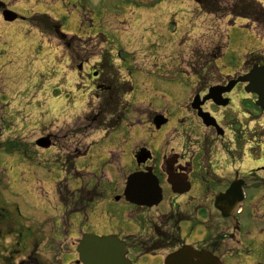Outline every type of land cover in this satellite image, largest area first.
I'll return each instance as SVG.
<instances>
[{
  "label": "rangeland",
  "instance_id": "rangeland-1",
  "mask_svg": "<svg viewBox=\"0 0 264 264\" xmlns=\"http://www.w3.org/2000/svg\"><path fill=\"white\" fill-rule=\"evenodd\" d=\"M51 1L2 0L24 21L5 23L0 15V214L22 236L25 251L39 233L61 232L63 211L55 187L62 180L66 184L71 174L66 175L61 160L57 162L55 157V152L63 157L66 145H60V135L84 131L76 135L77 142L92 149L77 166L91 174H105L101 185L104 202L94 204L89 220L80 214L70 217V239L80 232L104 236L112 231L122 238L139 235L144 221L157 216L156 220H161V215L178 209L179 201L166 195L158 208L140 211L124 200L116 201L113 156L121 160L122 175H128L133 169L132 150L137 146H146L157 159L169 147L180 153V132L183 137L188 130L209 131L191 109L193 97L202 92L192 74L207 76L214 87L217 81L248 72L251 61L260 59L264 65L263 28L231 17L227 10L214 16L204 14L194 0H89L91 6H78L74 0L75 6H37L54 5ZM237 1L222 0L220 6L224 9ZM256 1L264 6V0ZM38 14L62 20L64 31L75 35H69L73 44L80 50L85 47L83 55L91 59L83 72L77 70L81 59L73 57L71 65L66 47L45 27L36 25ZM103 51L121 67L122 78L134 85L132 94L122 98L123 105L118 108L127 114L123 124L110 133L100 129L116 124L119 117L88 115L99 99L86 73L103 72L96 68ZM216 51L222 56L214 64L212 54ZM106 68L110 70L108 65ZM242 90L229 95L234 102L229 108L207 105L205 110L219 119L228 114L242 118L246 112L260 116L251 105L256 96ZM152 110L169 118L158 131L146 123H152ZM46 134L58 139L61 148L41 150L31 145ZM106 172L113 176L109 179ZM69 183L71 187L78 184Z\"/></svg>",
  "mask_w": 264,
  "mask_h": 264
},
{
  "label": "flooded vegetation",
  "instance_id": "flooded-vegetation-1",
  "mask_svg": "<svg viewBox=\"0 0 264 264\" xmlns=\"http://www.w3.org/2000/svg\"><path fill=\"white\" fill-rule=\"evenodd\" d=\"M73 1L52 0L54 5L41 3L37 6H75ZM88 1L78 0V6H91ZM37 16V25L53 33L61 46L66 47L70 64L74 63L72 59H81L77 67L80 71L90 64V56L83 55L85 47L80 50L78 45L73 44L74 38H69L70 34L64 31L62 20L48 15ZM85 16H81L82 20ZM82 25L85 26L84 22ZM105 53L103 51L102 57ZM106 66V63L100 61L96 68H102L101 74L86 73L87 80L90 78L94 82L97 98L105 95V92L112 96L123 85L118 74ZM197 76V87L202 86V92H197L195 96L203 98L208 93L210 81L207 76ZM227 83L225 80L217 81L215 85L226 86ZM241 88L245 93L244 84H238L230 94L224 96L230 100L231 106L234 102L229 95ZM255 103L256 99L251 105L259 111L260 116L246 112L242 118L228 114L222 119L205 110L207 105L214 106L212 102L206 103L204 111L215 118L222 131L206 127L209 131L188 130L183 137L180 132V153L172 152L174 149L169 147L160 159L152 155V159L141 164L144 156L139 152L149 149L144 145L137 146L132 150L133 169L128 175H122L123 165L117 159L112 168L117 173V183L113 184V189L118 191L116 201L124 200L139 211L160 206L161 202L157 206L144 207L126 200L123 194L127 178L134 173H140L144 179L151 174L157 178L162 189V202L166 195L177 197L179 201L178 209L161 215V220H156L157 216L144 221L139 235L122 238L112 231L105 234L116 235L123 241L125 250H121L125 252L124 259L129 264H165L172 253L181 249L208 252L222 264H264V124L261 122L264 120V112ZM153 112L155 116L158 114ZM250 116L255 120H250ZM154 117L152 125L146 122L151 129ZM197 119L202 123L198 117ZM202 125L205 127L203 123ZM77 134L78 132H73L72 135L64 133L57 139L60 145L66 143L63 145V157L57 160H65L62 164L72 175L70 182H78L76 187L69 185L66 195H56L63 211L61 232L52 229L45 235L39 233V238L35 237L30 244L31 248L25 251L22 236L14 226L7 225L9 219L5 220L4 215L0 214V217H4L3 221L0 219V264H83L77 248L81 242L80 237L84 234L80 232L75 239H70L69 221L76 214L89 220L94 204L101 205L104 202L101 185L105 175L101 172L91 174L83 167L79 168V164L77 166L90 152L77 142ZM50 139L51 148L60 147H57L58 142L51 135ZM109 175L113 176L112 173ZM88 176H91L90 179ZM120 178H123V183L119 182ZM93 181L96 185L92 184ZM43 251L47 252L46 258H43ZM71 256L74 258L67 260Z\"/></svg>",
  "mask_w": 264,
  "mask_h": 264
},
{
  "label": "water",
  "instance_id": "water-1",
  "mask_svg": "<svg viewBox=\"0 0 264 264\" xmlns=\"http://www.w3.org/2000/svg\"><path fill=\"white\" fill-rule=\"evenodd\" d=\"M2 8H5V6L0 2V10ZM3 15L7 22H13L17 19L15 13L8 10L4 11ZM238 83H248L246 92L258 96L256 106L264 111V66L254 65L248 74L241 76L236 80H232L229 82L228 86L211 88L209 94L203 100H200L199 96L194 98L192 108L198 111V116L203 120L205 126H214L217 130L221 131L215 119H213L209 113L204 112L202 106L210 100H212L217 106H227L229 104V99H224L223 95L232 91L234 86ZM166 122V119L162 116H157L155 118V124L158 129ZM37 144L43 148L50 147L48 138L38 141ZM148 157L149 155H146L142 161L145 162ZM141 176L140 173H136L128 178L124 195L128 201L137 205H158L161 201V190L158 186L157 180L152 175L147 176L150 180L144 179ZM123 245L124 244L118 241L117 238L87 236L84 237V240L79 247L80 258L84 264H127L124 259V252L121 250L124 248ZM166 264L220 263L217 259L212 258L208 254L200 253L192 255L188 250H182L174 253V255L168 258Z\"/></svg>",
  "mask_w": 264,
  "mask_h": 264
},
{
  "label": "trees",
  "instance_id": "trees-1",
  "mask_svg": "<svg viewBox=\"0 0 264 264\" xmlns=\"http://www.w3.org/2000/svg\"><path fill=\"white\" fill-rule=\"evenodd\" d=\"M202 10L210 14H221L223 11H228L229 15L248 19L264 29V7L254 0H238L230 6L221 8V0H196ZM251 63H254L251 61Z\"/></svg>",
  "mask_w": 264,
  "mask_h": 264
}]
</instances>
